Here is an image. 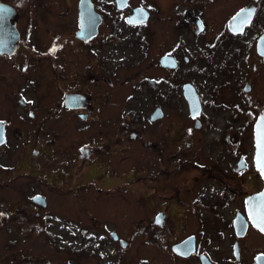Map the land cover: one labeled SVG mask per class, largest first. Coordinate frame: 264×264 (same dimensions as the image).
Instances as JSON below:
<instances>
[{"label":"flooded vegetation","instance_id":"obj_1","mask_svg":"<svg viewBox=\"0 0 264 264\" xmlns=\"http://www.w3.org/2000/svg\"><path fill=\"white\" fill-rule=\"evenodd\" d=\"M63 1L58 10L56 0H0L13 9L18 33L15 50L0 53V89L15 88L16 107L33 118L22 113L21 120L45 131L40 137L0 115V148L10 139L24 146L25 158L19 152L4 173L22 179L26 199L0 202V264H264V233L250 215L251 200L264 191L255 136L264 114V0H169L166 15L143 0H89L93 12L82 15L81 0L72 9ZM40 21L48 34L38 31ZM188 38L194 51L180 57ZM185 85L198 97L197 113ZM35 88L54 90V103L28 97ZM143 92L151 105H142ZM39 109L56 117L53 129L35 120ZM226 111L219 123L216 114ZM130 143L150 145L146 169L168 184L148 187V199L134 189L146 211L127 222L120 209ZM56 198L71 208L94 205V232L84 228L77 247L58 246L69 222ZM15 228L33 234L34 250L17 249ZM43 242L55 253L38 248Z\"/></svg>","mask_w":264,"mask_h":264},{"label":"rangeland","instance_id":"obj_2","mask_svg":"<svg viewBox=\"0 0 264 264\" xmlns=\"http://www.w3.org/2000/svg\"><path fill=\"white\" fill-rule=\"evenodd\" d=\"M72 1L73 0H67V4L69 5V9H72L73 7L72 5ZM144 2L148 3V4H153L156 8L162 9V11L164 12L163 14H168L171 6L169 3V0H143ZM137 2V0H136ZM65 1L63 0H56V4L59 9H63L65 7ZM63 7V8H62ZM71 14L72 12H67L66 15H63V20L66 19H71ZM162 14V16H164ZM50 21L52 22V24L55 23L54 20H52L50 18ZM39 28L38 31H40V34L42 35H46L48 34L46 27H48L46 24H44L43 22H39ZM39 34V35H40ZM177 38V35L175 34V39ZM187 43L183 44L182 47L177 49V53L180 55V57H182V55H190L192 51H194V39L188 38ZM202 48V47H201ZM153 58V54L149 55L147 58L142 59L141 64L143 65H147V63ZM160 71V70H159ZM161 71L158 75H161ZM164 75V74H162ZM132 80H127V84H126V91H130L131 88V82ZM136 81V80H135ZM15 90V88H12ZM12 89H6V88H2L0 89V115H9V118L12 117V120L14 121V124L18 125L22 124L25 126V129L27 128L28 130L30 128H32V133L33 132H38L39 136L42 137L44 136V132L45 131H40L38 129H34L35 128V124L37 123H28V122H23L21 119L22 117L20 116L22 113L24 114L25 118L28 120H32L33 118H30L27 115V112L25 110H23L22 108H18L16 107L17 105V95L15 92H13L14 90ZM27 96L30 98H33L34 100L38 101L39 104L43 105V106H48V105H52L54 103L55 100V92L54 90L47 91L44 88H35L33 90H31L30 92H27ZM180 97V98H179ZM176 99H180V106H182V99L181 96L178 95L176 97ZM142 105L143 106H149L152 104V99H148L147 97V93L143 92L142 93ZM24 111V112H23ZM184 114V112H183ZM228 111L225 112V114H221V113H217L215 116V119L219 122L222 123L223 119L221 116H227ZM35 120H39L40 118L42 119V121H48V123H46L49 128H46L45 130H49V129H53L54 125H55V120L56 117L55 116H50V118H44L42 116V114L40 113V109L39 111L35 112ZM185 116V114L183 115V117ZM43 117V118H42ZM186 118L184 117V120ZM23 122V123H22ZM245 133V132H244ZM234 137H236V135H233ZM242 137L243 138V143L241 145H244V141H245V134L242 135H238V137ZM26 143H29V140L26 141ZM8 147H3L0 148V202H17L20 200H25V198H23L21 195V188H18V186L22 185L23 188V184L24 182L22 181V179H18L19 181L14 182L11 181L9 178V174L11 173H4L6 172V170L8 169L9 166H12L13 163H16V155L19 154L20 152V159H24L25 158V151H23L24 146H22L21 144L17 143L16 140L14 139H10V141L7 143ZM193 150L195 148H198L197 145L192 146ZM206 152H209L206 150ZM58 157V156H57ZM153 157H154V151L152 149H150V145H143L140 143H130L128 145L127 148V153L125 155L123 162L124 167H122L124 170H128V173L126 175L125 178V184H126V188L128 189V192L125 193V201L124 204L122 205V208L120 209V216H123L126 218L127 222H132L134 221L133 219H136L139 216H142L143 214H145L146 209H140V207L143 206H137L139 204H137L138 201V197H137V193H134V189L140 190L142 191V194H146V198L148 199L150 196V198H152V193H150L148 188L150 186L153 185H167L168 184V180L166 179V177H164L163 175H158V177L156 179H153L152 175V171L151 169H146L151 167V164L153 162ZM56 159L55 156L51 157L49 159V161H47L48 165H50L51 167H55L56 164ZM143 167L138 169L137 167ZM133 167V168H132ZM131 168V169H130ZM130 169V171H129ZM10 170H12V168H10ZM13 183H15V185H13ZM8 185H12V186H8ZM32 185H34L32 187ZM31 186H29L28 191L29 192H34V190L37 188V183H33ZM2 186H7V187H2ZM145 188V189H144ZM149 193V194H148ZM145 198V200H146ZM144 199V198H143ZM62 199H54V201L57 202L56 204V210L57 213L61 216L66 215V219L69 222V225L67 224H63V227H60L59 229V233H61V235H63L62 239L59 240V244L58 246H60L61 248H66L67 245L70 246H74L77 247L79 245H81L83 242H85L84 240V236L85 234L83 233V229L87 227L90 230H87V234L92 233V231L94 232L93 228H91V223H90V219L91 217H93V211H94V205L93 204H75L73 208L68 207V205H61L60 202ZM123 201V200H121ZM60 205V206H59ZM72 212H70L71 210ZM25 210V209H24ZM28 211H34L31 208H28ZM94 217H96V215H94ZM15 232L18 234H21V239L18 244H17V249H21V250H25L27 252V248L34 250L35 247V243L37 242L35 237L33 236V234L27 235V233L29 231L27 230H21L20 228H15ZM3 232L5 233L4 230H2L0 228V250H3L4 247L2 246V241L3 238H5V235L3 234ZM33 232V231H32ZM55 241V240H53ZM58 241V240H57ZM36 248V247H35ZM38 248L41 249H52L54 251V247L50 246L49 244H46L43 242V244H40L38 246ZM29 252V251H28ZM31 254V251L29 252ZM55 253V251H54ZM18 256H20V258L22 257V254H19ZM19 258V259H20ZM18 259V258H17ZM85 264V263H84Z\"/></svg>","mask_w":264,"mask_h":264},{"label":"water","instance_id":"obj_3","mask_svg":"<svg viewBox=\"0 0 264 264\" xmlns=\"http://www.w3.org/2000/svg\"><path fill=\"white\" fill-rule=\"evenodd\" d=\"M80 10H81V15L83 10H89L90 13H92L93 8L92 5L90 4V1L81 0ZM137 10H142V8H138ZM13 13H14L13 9H10L9 7L2 5L0 3V53L2 52L11 53L16 48L18 33L15 27V20L13 18L14 16ZM184 95L189 101L190 107H192L191 108L192 113H197L199 108L196 107L199 105V100L194 89L188 85H185ZM3 130H4V123L3 121H0V137H2L4 142ZM255 136H256V160L258 166L264 170V147L261 146L262 141H264V114L259 118L257 122ZM1 144L2 143H0V145ZM251 204L252 206L250 209V213H251L250 215L252 217L253 225L255 226V217L258 214L264 216V191L256 194L254 199L251 200ZM262 232L264 233V231Z\"/></svg>","mask_w":264,"mask_h":264},{"label":"snow or ice","instance_id":"obj_4","mask_svg":"<svg viewBox=\"0 0 264 264\" xmlns=\"http://www.w3.org/2000/svg\"><path fill=\"white\" fill-rule=\"evenodd\" d=\"M238 15H239V14H238ZM249 15H250V13H249ZM139 22L143 23V20H140ZM54 50H55V48L52 49V51H54ZM0 143H3V139H2V137H0ZM261 146L264 147V141H262ZM0 215H3V213H0ZM159 222H160V221H159V219H158V220H157V223H159ZM255 226H256L257 228H259L261 231H264V216L258 214V215L255 217Z\"/></svg>","mask_w":264,"mask_h":264}]
</instances>
